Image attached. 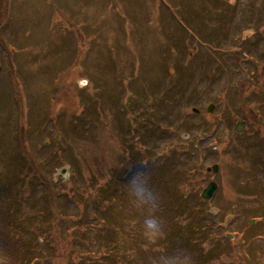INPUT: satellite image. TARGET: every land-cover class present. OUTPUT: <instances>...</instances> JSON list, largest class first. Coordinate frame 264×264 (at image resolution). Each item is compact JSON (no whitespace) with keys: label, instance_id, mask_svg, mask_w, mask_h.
Listing matches in <instances>:
<instances>
[{"label":"rangeland","instance_id":"rangeland-1","mask_svg":"<svg viewBox=\"0 0 264 264\" xmlns=\"http://www.w3.org/2000/svg\"><path fill=\"white\" fill-rule=\"evenodd\" d=\"M178 247L264 264V0H0V264Z\"/></svg>","mask_w":264,"mask_h":264},{"label":"clouds","instance_id":"clouds-1","mask_svg":"<svg viewBox=\"0 0 264 264\" xmlns=\"http://www.w3.org/2000/svg\"><path fill=\"white\" fill-rule=\"evenodd\" d=\"M128 187L134 203L149 207H155L157 204L159 197L152 186L150 174L141 173L136 175L128 183ZM143 227L146 234L163 235V221L158 216H145ZM153 264H193V260L186 249L178 247L171 251H161L154 258Z\"/></svg>","mask_w":264,"mask_h":264},{"label":"water","instance_id":"water-1","mask_svg":"<svg viewBox=\"0 0 264 264\" xmlns=\"http://www.w3.org/2000/svg\"><path fill=\"white\" fill-rule=\"evenodd\" d=\"M212 109H213V105H210V106L207 108V111H212ZM193 112L197 113L198 110L194 108V109H193ZM238 129H239V127L237 126V127H236V130H238ZM216 169H217V167L214 166V167H213V171L215 172ZM215 190H216V185H215V183H210V184L208 185V187L205 188V189L203 190V192H202V194H201V197H202V198H206V199H210V198L212 197L213 193L215 192Z\"/></svg>","mask_w":264,"mask_h":264},{"label":"trees","instance_id":"trees-1","mask_svg":"<svg viewBox=\"0 0 264 264\" xmlns=\"http://www.w3.org/2000/svg\"><path fill=\"white\" fill-rule=\"evenodd\" d=\"M5 3V2H4ZM246 83H242L241 84V86H240V93H242L243 91H244V89H245V87H246ZM249 119H252L253 117H252V115L249 113V117H248ZM254 119H256V118H254Z\"/></svg>","mask_w":264,"mask_h":264}]
</instances>
